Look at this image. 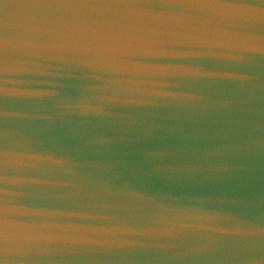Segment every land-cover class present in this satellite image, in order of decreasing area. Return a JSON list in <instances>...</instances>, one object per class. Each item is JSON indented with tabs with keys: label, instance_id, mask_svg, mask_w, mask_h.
<instances>
[{
	"label": "clouds",
	"instance_id": "1",
	"mask_svg": "<svg viewBox=\"0 0 264 264\" xmlns=\"http://www.w3.org/2000/svg\"><path fill=\"white\" fill-rule=\"evenodd\" d=\"M0 264H264V0H0Z\"/></svg>",
	"mask_w": 264,
	"mask_h": 264
}]
</instances>
